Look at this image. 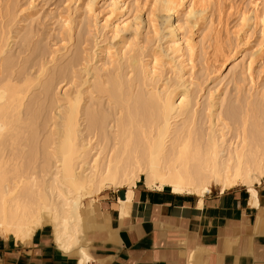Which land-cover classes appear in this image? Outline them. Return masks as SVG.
Returning a JSON list of instances; mask_svg holds the SVG:
<instances>
[{"label": "bare ground", "instance_id": "bare-ground-1", "mask_svg": "<svg viewBox=\"0 0 264 264\" xmlns=\"http://www.w3.org/2000/svg\"><path fill=\"white\" fill-rule=\"evenodd\" d=\"M97 1H85L88 15ZM221 1L150 0L157 45L146 47L126 0H111L103 25L111 43L96 46L74 92H62L72 84L66 70L56 84L44 68L34 77L13 76L5 53L20 31L0 29V235L24 242L50 228L56 246L84 264L90 261L84 202L94 204L106 190L131 196L141 182L202 199L211 189L245 188L256 199L264 178V86L253 91L251 84L228 102L221 81L206 94L194 83L198 47L191 30L207 28L208 10ZM4 4L0 9L9 14L11 4ZM78 24L61 20L67 43ZM241 25L261 30L245 68L250 75L264 54V0L250 3ZM249 30L239 36L242 44ZM213 68L220 78L225 62ZM237 68L229 70L235 81ZM35 88L40 98L31 100Z\"/></svg>", "mask_w": 264, "mask_h": 264}, {"label": "crops", "instance_id": "crops-1", "mask_svg": "<svg viewBox=\"0 0 264 264\" xmlns=\"http://www.w3.org/2000/svg\"><path fill=\"white\" fill-rule=\"evenodd\" d=\"M212 190L202 199L141 182L131 196L104 191L85 204L84 264H264V178L256 199L245 188ZM79 263L50 228L24 242L0 235V264Z\"/></svg>", "mask_w": 264, "mask_h": 264}, {"label": "rangeland", "instance_id": "rangeland-1", "mask_svg": "<svg viewBox=\"0 0 264 264\" xmlns=\"http://www.w3.org/2000/svg\"><path fill=\"white\" fill-rule=\"evenodd\" d=\"M85 1L0 0V3L11 4L9 14L4 13L2 8L0 9V29H10L12 34L20 31V35L5 53V57L13 62L11 70L13 76L20 79L34 77L41 68H44L47 70L48 77H54L56 84L60 79V72L66 70L73 74L72 84L63 88L62 92L64 89L74 92L80 87L81 81L85 78L80 70L90 59L96 46L111 43L109 34L103 29L111 0H98L92 15H88L84 10ZM252 1L214 2L208 10L207 28L199 27L191 30L198 47V56L194 62V83L201 86L203 93L206 94L221 81L220 89L225 91L228 102H231L241 98L252 86L253 91L260 90L264 86V54L255 59L250 75L245 71L250 55L261 42L259 26L249 30L241 25V14L249 9ZM126 3L129 10L128 15H136L141 21L142 38L146 40V47H155L157 43H155L151 29L150 0H126ZM3 4L1 3L0 7H3ZM65 18L79 23V26L74 29L70 43L63 39L61 20ZM179 19H184L183 14L179 15ZM247 30H249L248 41L242 44L239 36ZM64 47H68V50L66 51ZM216 49L221 53L215 54ZM222 62H225V68L220 71V78H217L218 74L211 72L213 67H219ZM233 64L238 66L236 81L229 77V70ZM64 85L65 83L58 88L61 89ZM57 91L55 89L52 95H56ZM32 96L31 100L40 98L37 88L33 89ZM44 118L45 114L38 121L40 137L43 135ZM102 199L100 196L96 199V203L99 204ZM86 202L87 200L84 204Z\"/></svg>", "mask_w": 264, "mask_h": 264}]
</instances>
